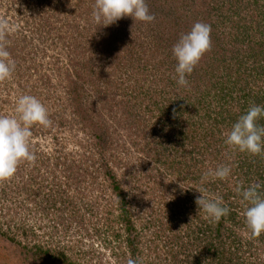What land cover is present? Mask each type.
<instances>
[{
  "label": "rangeland",
  "instance_id": "rangeland-1",
  "mask_svg": "<svg viewBox=\"0 0 264 264\" xmlns=\"http://www.w3.org/2000/svg\"><path fill=\"white\" fill-rule=\"evenodd\" d=\"M232 1L145 0L154 22L125 17L99 28L94 0H0V19L11 28L0 43L16 65L0 82V115H14L16 99L30 94L52 121L31 129L35 160L0 181V264H127L128 231L105 164L126 198L144 264H162L174 234L194 244L210 221L198 212L195 189L218 164H230L231 176L203 187L224 206L235 203L243 218L235 189L258 177L224 139L250 107L238 86L231 91L238 72L253 76L250 97L264 96V72L252 74L264 66L257 54L264 35L242 29L260 20L254 8L264 9V0ZM196 22L225 44L215 41L180 87L171 49ZM240 262L264 264V251Z\"/></svg>",
  "mask_w": 264,
  "mask_h": 264
},
{
  "label": "clouds",
  "instance_id": "clouds-1",
  "mask_svg": "<svg viewBox=\"0 0 264 264\" xmlns=\"http://www.w3.org/2000/svg\"><path fill=\"white\" fill-rule=\"evenodd\" d=\"M91 17L99 28L110 26L125 17H131L134 23H152L156 19L145 0H94ZM10 31L9 22L0 19V36ZM211 32L210 24L196 22L172 46V56L176 61L173 79L178 86L189 85L187 77L211 48ZM15 68L7 41H4L0 43V82L11 79ZM262 118L264 106H250L225 133L224 144L229 149L254 156L264 152V125L258 123ZM37 125L48 128L52 121L46 106L30 94H22L16 99L14 115H0V181L14 177L22 161L35 160L30 148V137L31 129ZM231 174L230 164H218L202 174V186L195 189L200 193L195 198L198 212L206 214L212 222L227 216L229 209L224 206L222 197L209 195L203 185L209 180H227ZM235 190L245 202L243 215L247 230L252 237L261 236L264 234V194L261 193L260 185H238ZM127 264H144V260L137 256L129 258Z\"/></svg>",
  "mask_w": 264,
  "mask_h": 264
},
{
  "label": "trees",
  "instance_id": "trees-1",
  "mask_svg": "<svg viewBox=\"0 0 264 264\" xmlns=\"http://www.w3.org/2000/svg\"><path fill=\"white\" fill-rule=\"evenodd\" d=\"M233 1L232 6H237V4H239L241 0ZM255 7L256 8H254V13L263 11L261 13V18L260 20H256L254 24H245L246 26H242L245 36L246 34H252V36L255 34H258L259 36L264 35V9L257 5ZM254 29L256 30L255 33L252 32ZM212 32L211 38L214 41V44L211 45V48L213 47V51L216 50L215 41L217 42V45L223 44L224 41L220 39L219 32L218 35ZM261 43V51L257 54L264 55V41H262ZM261 43H259V45ZM223 50L225 53L227 52V48ZM257 61V64H259L260 61ZM74 64L75 63H73V67ZM197 71H199V67L196 66L193 73H197ZM253 72H256L258 76V78L255 77L254 79H259L264 72V66L262 64L260 66H254L252 74ZM246 73H244L243 71L238 72V76L235 79L233 86L231 87V91L234 90L233 88L236 86L240 88L241 93H243L242 102H244V107H247L248 105L264 106V96H256L255 94H253L252 97L249 96L248 87L251 84L250 79L252 80L253 78L251 77L253 76L250 77L249 74L247 75L246 79ZM229 92L230 91H228V93ZM258 123L260 125H264V118L260 119ZM244 154L245 157L243 159L244 161L248 162L247 169L252 170V175L258 177V180L256 182L260 185L261 193L264 194V152L255 156L248 153ZM105 168L106 173L110 176L112 182L114 183L113 190L117 193V196L120 199L119 206L121 207L120 210L122 213V218L128 231L127 241L123 242V246H121V252L123 253V255L129 254L131 252L130 258H135L137 256L142 257L143 254L137 245L141 241L138 239V236H135L133 234V224L131 221V216L129 215V211L127 209L128 205L125 202L126 198L124 197L119 184L116 182V177L109 169L108 164H105ZM233 205H235V203L231 202H229V205H226L228 206L227 208L229 209V214L225 217H222L218 222H203L202 228H200V230H197L198 234L195 235L194 244H183L181 241L177 240L178 237L174 234V237L176 238L174 242L176 244L170 246V253H167V257L163 260L164 262H162V264H240V260L247 259L254 255H261V251H264V234L259 237H252L246 228L244 216L243 218H238V212H236ZM182 219L184 221L187 218L184 217ZM190 230L191 228H189V230L187 229L189 237L191 235V233H189ZM239 233H241V235H239ZM130 235H134V237L132 238ZM195 243L197 244V246H195Z\"/></svg>",
  "mask_w": 264,
  "mask_h": 264
}]
</instances>
